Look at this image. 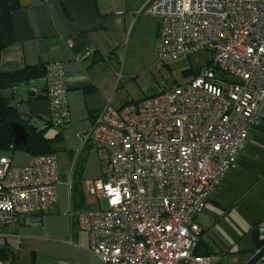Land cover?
<instances>
[{"label":"built area","instance_id":"obj_1","mask_svg":"<svg viewBox=\"0 0 264 264\" xmlns=\"http://www.w3.org/2000/svg\"><path fill=\"white\" fill-rule=\"evenodd\" d=\"M144 13L161 21L159 63L201 49L214 62L184 84L102 108L85 139L108 156L102 176L87 184L107 206L82 211L80 227L105 264H217L196 253L203 230L196 219L264 119V0H151ZM43 91L51 123L62 126L69 119L62 62L30 80L31 94ZM59 167L57 152L23 165L0 154V251L14 245L26 215L55 204Z\"/></svg>","mask_w":264,"mask_h":264},{"label":"crops","instance_id":"obj_2","mask_svg":"<svg viewBox=\"0 0 264 264\" xmlns=\"http://www.w3.org/2000/svg\"><path fill=\"white\" fill-rule=\"evenodd\" d=\"M150 1L20 0L21 8L13 13L15 41L2 50L1 69L62 62L69 109L68 121L53 125L44 91L31 94L30 81L9 88L23 115H31L36 127L54 139L60 160L55 204L45 213L26 215L13 230L17 240L8 249L14 264H105L90 251L89 233L80 227L78 216L107 206L105 198L89 192L87 181L102 176L108 152L92 148L85 136L107 103L120 107L152 96L161 21L144 13ZM91 49L92 57L80 58ZM259 130H264V119L250 141ZM32 157L23 150L11 156L19 165ZM247 163L254 166L253 159ZM233 178L243 182L237 166L221 185Z\"/></svg>","mask_w":264,"mask_h":264},{"label":"rangeland","instance_id":"obj_3","mask_svg":"<svg viewBox=\"0 0 264 264\" xmlns=\"http://www.w3.org/2000/svg\"><path fill=\"white\" fill-rule=\"evenodd\" d=\"M214 57L210 50L201 49L161 64L157 56L152 64L153 84L149 87L150 93L157 94L165 87L171 88L190 81L212 64ZM2 94L13 99L9 89H4ZM251 135L245 151L234 165L239 167L243 182L233 178L231 182L220 184L221 187L214 192L196 219L203 229V243L218 264H243L254 247V231L264 234V130L255 133L250 141ZM252 159L254 166L247 163ZM248 166L250 169H245ZM251 181L254 183L249 185Z\"/></svg>","mask_w":264,"mask_h":264},{"label":"trees","instance_id":"obj_4","mask_svg":"<svg viewBox=\"0 0 264 264\" xmlns=\"http://www.w3.org/2000/svg\"><path fill=\"white\" fill-rule=\"evenodd\" d=\"M20 8V0H0V58L2 50L15 41V35L12 26V15ZM44 73V65H28L22 69L12 71L2 70L0 66V154L11 157L10 155L17 150H23L32 156L57 152L56 148L53 146L54 139L48 137L45 133V130L38 129L36 127L35 123L32 122L31 115L28 117L24 116L19 105L13 103L11 99L5 97L2 94L4 89L25 84L31 79H37L43 76ZM13 123H20L24 125L29 133L28 142L24 149H19L14 145L15 133L12 129ZM260 126L261 124L258 127ZM263 245L264 234L258 230H255L253 243L254 247L250 250V254H254ZM10 253L11 251L3 249L0 251V258L4 260H10L11 264H14V258L11 257ZM196 253L198 255L211 256L210 249L203 243L202 237H200V242Z\"/></svg>","mask_w":264,"mask_h":264},{"label":"water","instance_id":"obj_5","mask_svg":"<svg viewBox=\"0 0 264 264\" xmlns=\"http://www.w3.org/2000/svg\"><path fill=\"white\" fill-rule=\"evenodd\" d=\"M12 129L15 133L14 145L19 149H24L27 145L29 133L25 126L20 123H13ZM9 251V249H6ZM264 259V245L252 254L243 264H257Z\"/></svg>","mask_w":264,"mask_h":264}]
</instances>
